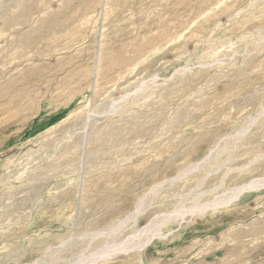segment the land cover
<instances>
[{"label": "rangeland", "instance_id": "374dc122", "mask_svg": "<svg viewBox=\"0 0 264 264\" xmlns=\"http://www.w3.org/2000/svg\"><path fill=\"white\" fill-rule=\"evenodd\" d=\"M0 93V264H264V0H0Z\"/></svg>", "mask_w": 264, "mask_h": 264}, {"label": "bare ground", "instance_id": "6f19581e", "mask_svg": "<svg viewBox=\"0 0 264 264\" xmlns=\"http://www.w3.org/2000/svg\"><path fill=\"white\" fill-rule=\"evenodd\" d=\"M10 83V82H9ZM12 84V83H11ZM7 85H9V84H7ZM9 86H12V85H9ZM1 94V93H0ZM3 97V96H2ZM1 97V98H2ZM15 101V100H14ZM259 184H262V185H264V178H262V179H259V180H253V182H251V183H247V184H245V185H243V186H241V187H239L237 190H235L234 191V193L233 194H235V192H238L239 190H241V189H245V188H248V187H250V188H253L251 185H259ZM216 201H218V200H215L214 202H212L211 203V205H210V207H214L215 205H218V203H216ZM223 204H225V203H223ZM205 209V208H204Z\"/></svg>", "mask_w": 264, "mask_h": 264}, {"label": "crops", "instance_id": "0c3cea01", "mask_svg": "<svg viewBox=\"0 0 264 264\" xmlns=\"http://www.w3.org/2000/svg\"><path fill=\"white\" fill-rule=\"evenodd\" d=\"M193 264H200V263L196 261V262H194Z\"/></svg>", "mask_w": 264, "mask_h": 264}]
</instances>
